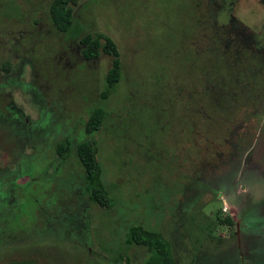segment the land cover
<instances>
[{
  "label": "rangeland",
  "instance_id": "1",
  "mask_svg": "<svg viewBox=\"0 0 264 264\" xmlns=\"http://www.w3.org/2000/svg\"><path fill=\"white\" fill-rule=\"evenodd\" d=\"M50 3L0 0V264H143L132 226L175 264H264V0H75L66 32ZM86 33L118 50L105 98L111 57L83 59ZM81 140L109 207L89 199Z\"/></svg>",
  "mask_w": 264,
  "mask_h": 264
},
{
  "label": "trees",
  "instance_id": "2",
  "mask_svg": "<svg viewBox=\"0 0 264 264\" xmlns=\"http://www.w3.org/2000/svg\"><path fill=\"white\" fill-rule=\"evenodd\" d=\"M75 0H51L49 5V14L54 27L60 32H66L72 21L71 4ZM102 39V43H100ZM82 45L80 55L83 59L90 60L97 57L99 51L108 54L111 57L110 65L105 74L106 90L101 93V98H105L107 90L112 88L120 78V61L118 50L114 42L100 33H86L79 38ZM219 47V46H218ZM215 59L214 55L208 54L206 59ZM214 62V61H213ZM217 63L214 62L212 67ZM220 74V73H219ZM103 110L101 106H95L88 114L84 131L87 134L96 132L102 121ZM70 142L63 139L56 144L55 151L63 159L68 153ZM76 159L80 163L84 178L87 183L89 199L95 203L109 207L111 200L106 192L101 178V165L96 158V150L87 140H81L74 146ZM126 244L142 245L147 247L150 255L143 264H175L170 251L168 242L157 232L143 229L140 226L129 227L125 233ZM2 264H38L32 260L7 261Z\"/></svg>",
  "mask_w": 264,
  "mask_h": 264
}]
</instances>
